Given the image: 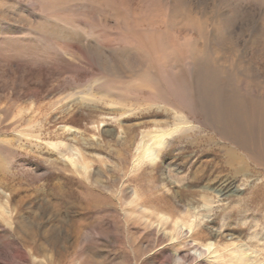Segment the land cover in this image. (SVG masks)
Listing matches in <instances>:
<instances>
[{
    "label": "rangeland",
    "instance_id": "374dc122",
    "mask_svg": "<svg viewBox=\"0 0 264 264\" xmlns=\"http://www.w3.org/2000/svg\"><path fill=\"white\" fill-rule=\"evenodd\" d=\"M0 264H264V0H0Z\"/></svg>",
    "mask_w": 264,
    "mask_h": 264
},
{
    "label": "bare ground",
    "instance_id": "6f19581e",
    "mask_svg": "<svg viewBox=\"0 0 264 264\" xmlns=\"http://www.w3.org/2000/svg\"><path fill=\"white\" fill-rule=\"evenodd\" d=\"M228 67V66H227ZM184 104L186 105H184L183 107L185 108V109H187L188 111H187V114H188V116H191V117H193V118H197V117H200V118H204V120H206V119H208V116L206 115V113L203 111V109H201L200 107H198V106H194V104H187V103H185L184 102ZM212 121V120H211ZM199 123H201V122H199ZM203 123V122H202ZM202 125V124H201ZM183 126V125H182ZM223 127V126H222ZM179 128H180V126H179ZM180 130V129H179ZM185 130V129H184ZM188 130V131H187ZM186 131L187 132H189V131H192V129L191 128H189V129H187ZM224 130V132L223 131H220V132H222L223 133V135L225 136V137H227V139L230 137V135L232 136V139L231 140H233V143H234V141H236V140H242L240 137H239V135L236 133V132H234V131H232V130H230L229 128H225V129H223ZM181 132V131H180ZM176 133H177V131H176ZM219 133V132H218ZM171 135H173V134H171L170 132H165V131H158V132H155V135H154V137H153V141H152V144H150L149 146H148V148L146 149V151H145V153H144V156H145V158L147 159V160H149V161H151V162H155L157 159H158V157H159V152H160V149L161 148H163L167 143H168V138L171 136ZM187 138H189V137H187ZM221 138V137H220ZM229 143V142H228ZM191 144V143H190ZM193 145H195V144H193ZM189 146V145H188ZM236 147V146H235ZM227 156H228V162H227V164L233 169V167L235 166V165H237V164H242L243 162H244V158L243 157H241L240 155H238V152L236 151V149L235 148H229V150H228V154H227ZM247 158H249V157H251L250 155H248L247 153H246V155H245ZM234 171H236L235 169H234ZM164 219V218H163ZM237 260H241V256L240 255H238L237 257Z\"/></svg>",
    "mask_w": 264,
    "mask_h": 264
}]
</instances>
